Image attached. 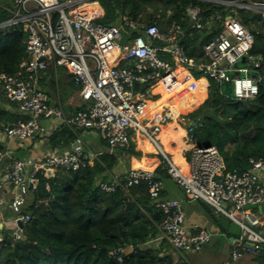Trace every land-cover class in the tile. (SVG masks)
<instances>
[{
    "label": "built area",
    "instance_id": "obj_1",
    "mask_svg": "<svg viewBox=\"0 0 264 264\" xmlns=\"http://www.w3.org/2000/svg\"><path fill=\"white\" fill-rule=\"evenodd\" d=\"M199 1L223 9L206 20L201 6L190 4L186 8L189 30L210 35L202 49L203 61L197 63L185 51L186 31L176 23L164 30L124 14L121 25L104 24L101 19L105 11L97 0H13L11 16L0 23V29L23 28L27 57L16 73L0 74V94L15 104L25 118L6 126L3 133L11 140L35 141L47 134L42 120L56 118L72 129L96 132L111 150L124 151L132 148L133 136L139 133L160 151L168 163L170 177L189 199L207 204L219 217L225 216L240 226L242 235L231 244L232 259L237 260L247 249L246 243L256 252L264 249V235L255 228L259 220L253 209L247 208L264 205V158L250 159L246 170L226 171L225 160L216 146L201 147L195 143L201 119L188 120L183 116L182 122L188 121L185 139L193 146L186 149L190 157L186 160L187 169L182 170L161 149L160 133L170 117L162 113L155 122L146 116L156 85L168 92L178 90L195 79L196 69L220 86L230 84L236 101L259 96L260 83L264 81L263 58L251 54L255 34L238 17L229 14L227 8L252 11L264 20V0ZM91 3L99 4L102 15L82 14V6ZM59 68L71 75L86 103L71 116L53 106L39 84L41 73ZM180 68L187 70L183 79L179 78ZM76 143L72 151L50 153L39 162L13 158L9 149H0V192L7 191V195L0 197V216L6 207L16 214L11 221L0 217V235L3 229L8 231V224H14L8 231L10 238L13 242L25 240L24 227L18 223L25 226L32 219L24 207L39 174H54L59 169L77 171L93 165L101 155L86 152L81 139ZM7 159L11 161L4 170L1 166ZM141 184L147 185L150 199L165 214L160 234L152 242L167 241L175 250L193 252L211 242L209 231L188 230L182 203L163 198L164 185L154 170L132 168L99 182L107 193Z\"/></svg>",
    "mask_w": 264,
    "mask_h": 264
},
{
    "label": "trees",
    "instance_id": "obj_2",
    "mask_svg": "<svg viewBox=\"0 0 264 264\" xmlns=\"http://www.w3.org/2000/svg\"><path fill=\"white\" fill-rule=\"evenodd\" d=\"M159 3L166 7L161 8ZM190 4L201 6L206 20L223 9V6L199 0H108L101 22L115 23L118 13L144 21L143 14L153 6L155 16H149V24L162 28L174 21L185 26V9ZM170 8L173 11L168 15ZM239 14L244 26L255 34L251 54L263 58L261 73L264 77L263 26H259L258 31L253 28V24H259L254 12L239 10ZM10 16L8 9L0 8V23ZM260 20L264 23L262 18ZM26 39L22 27L0 29V74L18 71L21 61L27 57ZM208 40H201L199 34L193 39L186 36L183 45L188 56L203 53ZM201 77L196 74L197 79ZM212 83L208 99L207 90L202 92V103L207 99L206 102L189 115L192 120L200 118L202 121V127L196 130L195 142L201 147L216 146L225 160L226 171L246 170L250 159L264 158V81L260 83L259 96L250 101L234 100L230 84L225 94L222 86ZM198 107L192 103L186 112ZM7 120V113L0 108L1 129ZM17 121L18 118L11 124ZM71 129L64 124L63 132L52 136L50 141L54 142V147H70L76 141ZM121 151L141 155L135 145L129 151ZM117 161L116 153H103L93 165L77 171L59 169L51 175L39 174L37 184L26 197L24 212L32 219L24 226L25 240L13 242L3 229L0 264H174L172 258L166 256V251L172 247L167 241L162 242L159 249L148 245L159 236L165 214L150 199L147 185L128 190L118 188L113 193L99 186L100 181L110 179L108 173L116 167ZM162 161L155 170L160 180L170 177L168 163L163 157ZM127 246L133 249L128 255L125 254ZM117 251L120 252L114 254Z\"/></svg>",
    "mask_w": 264,
    "mask_h": 264
},
{
    "label": "crops",
    "instance_id": "obj_3",
    "mask_svg": "<svg viewBox=\"0 0 264 264\" xmlns=\"http://www.w3.org/2000/svg\"><path fill=\"white\" fill-rule=\"evenodd\" d=\"M99 6V5H98ZM189 6V5H188ZM187 6V7H188ZM186 7V8H187ZM100 8V6H99ZM148 9L152 10L149 16H155V10H153V6H150ZM186 11V9H185ZM103 13V12H102ZM146 13V12H145ZM255 16H260L259 14L254 13ZM143 17L144 21H140L141 23L149 24L148 18ZM157 17V16H156ZM261 19V16H260ZM185 26L180 27L186 31L187 38L193 39L196 34L201 35V40L209 39L210 35L206 32H200L196 30L190 29V22L188 17L185 14ZM173 23L165 24L161 26V29H168ZM177 24V23H176ZM264 24V23H263ZM178 25V24H177ZM259 26H261V21L259 24H253V28L255 30H260ZM189 30V31H188ZM188 32V33H187ZM168 59H171L169 56H166ZM197 63L203 61V53H199L196 57H191ZM205 61V60H204ZM183 69L186 73L187 70ZM179 69V70H180ZM180 74V73H179ZM196 74H200L199 71H194L193 79L196 82L204 80L207 84L205 88H201L199 90L200 95L202 92L207 90V98L209 96V88L211 87L210 80L204 76L200 79L196 78ZM39 84L40 86L47 92L50 102L53 106L61 107L67 116H71L76 113L78 110H81L85 107V102L79 95V89L74 85L71 75L64 68H59L56 71H48L45 73H41L39 75ZM159 85V84H158ZM158 85H156L153 89V97H157L155 100L151 99L149 102L150 110L155 111L156 104H161V112L168 113L166 116L170 117L167 124L164 125L162 132L160 133V144L161 149L167 154L170 159L179 166L181 169L184 165L187 168V162L185 153L189 152L186 149H189L193 146L192 143L186 142V130L188 124L182 122L179 118L180 114L186 112L188 107L194 103L196 106L200 105V98L197 101H192L193 99H180L175 96L167 97L163 101L162 94L156 91ZM173 101V103H171ZM192 101V102H191ZM148 106V107H149ZM0 108H2L7 113V124L2 123V129L0 128V146L5 149H9L13 158H17L24 161H41L46 155L50 153H65L73 150L76 141L70 147H64L62 145L54 147V142H51V138L55 133L63 132L62 126L64 123L61 120L56 118L53 119H43L42 123L47 129V134L40 136L35 141H26L21 142L18 140L8 139L4 133L3 129L6 126H10L11 121L22 117L19 108L15 104L9 103L3 95H0ZM148 118L150 116L147 115ZM152 119V118H150ZM21 120V119H20ZM14 124V123H13ZM76 135L77 139L82 140V147L86 152L103 154V153H116L118 155V161L116 167L108 173V177H111L113 174H123L132 168H144L156 170L163 163L162 154L159 153L158 149L149 141L147 138L143 137V148H140L138 142L139 133L133 136V142L138 151L141 152V155H131L121 150H111L107 147V145L101 139L100 143H94L86 146L84 145V140L81 137L82 134L87 133L88 131H84L81 129H71ZM185 132L183 133H179ZM179 133L178 137H171V134ZM164 135L167 139L168 143H165L161 136ZM142 136V135H140ZM76 139V140H77ZM196 143V142H195ZM165 145V146H164ZM166 145L170 148L171 151L166 150ZM190 155V154H189ZM147 158V159H146ZM149 160V161H148ZM4 164L1 166L2 169L6 170L9 167L10 159L5 160ZM149 167V168H147ZM183 170V169H182ZM165 179H170L175 185V181L171 177H163L162 182L164 185L163 198L168 199H177L182 203L183 209L186 214V226L191 233H196L200 229H205L209 231L212 235V240L210 243H207L203 246L202 250L199 252L193 251H178L172 247H169L166 251V256H170L173 260L174 264H264V249L256 252L252 249V245L250 243H246L247 249L243 252V256L237 260L232 259V246L230 242L231 235L225 231L218 222L219 216L212 210L207 204L201 201H193L189 199L182 189L178 191L171 184H165ZM172 183V184H173ZM3 195H7L6 192H0V197ZM255 213V218L259 220L258 225L255 227L257 231H259L262 235H264V205L262 207L252 208ZM12 212L14 215L9 216V213ZM15 213L9 208L3 211L1 219L3 218L6 221H11L15 218ZM14 228V224H8L7 230H11ZM235 242V241H234ZM164 243V242H163ZM163 243L161 242H151L148 244L150 247L154 249H159ZM185 252H189L190 257L185 256Z\"/></svg>",
    "mask_w": 264,
    "mask_h": 264
},
{
    "label": "bare ground",
    "instance_id": "obj_4",
    "mask_svg": "<svg viewBox=\"0 0 264 264\" xmlns=\"http://www.w3.org/2000/svg\"><path fill=\"white\" fill-rule=\"evenodd\" d=\"M81 12L83 15H85L86 17H91L92 15L96 14V15H102V12L100 11V8L98 5L93 4L87 7H82L81 8ZM179 78L183 79L186 76V72L183 69L179 70ZM207 86L206 82L204 80H201L199 82L194 81L193 79H191L190 81H188L187 83H185L180 89L172 91V92H168L166 91L163 86L158 85L156 91L159 92L160 94H162L163 97V101L167 98V97H171V96H175L176 98H180V99H192L193 97L197 96V94L199 93V90L201 88H205ZM155 111H151L150 110V106L147 109V115L150 116V118L153 119V121L157 122L160 118V112H161V104H156L155 106ZM180 131V130H179ZM179 133H185L183 132H179ZM178 133V134H179ZM177 133L171 134V137H175L177 138L179 135ZM148 139V138H147ZM161 139H163L165 141V143L167 142V139L164 135L161 136ZM149 140V139H148ZM150 141V140H149ZM138 142L140 145V148H143V136L138 135ZM165 146V145H164ZM166 150L167 151H171L170 148L166 145ZM177 162H175L176 164ZM183 170H186V165L183 166L182 168Z\"/></svg>",
    "mask_w": 264,
    "mask_h": 264
},
{
    "label": "rangeland",
    "instance_id": "obj_5",
    "mask_svg": "<svg viewBox=\"0 0 264 264\" xmlns=\"http://www.w3.org/2000/svg\"><path fill=\"white\" fill-rule=\"evenodd\" d=\"M98 1V3L100 4V6L104 9V10H106V2L108 1V0H97ZM93 4H96V5H99V4H97V3H91V4H87V5H84V6H82V7H87V6H90V5H93ZM12 5H13V0H0V8H5V9H8V10H11L12 9ZM159 5H160V7L161 8H164V7H166V5L164 4V3H159ZM216 5V4H215ZM217 7H221L220 5H216ZM100 7V11L101 12H103V10H102V8ZM154 10V9H153ZM219 10V9H218ZM151 11L152 10H150V9H148L147 11H146V13H144L143 14V17H147V16H149V14L151 13ZM172 11H173V8H170V11L168 12V15H170V13H172ZM227 12L229 13V14H231V15H234L235 17H238L240 20H241V18H240V14H239V10H237L236 8H227ZM117 13H118V11H117ZM119 15H118V17H117V19H116V22H115V24H118V25H121L122 24V13H118ZM221 14V13H220ZM256 21H261L260 20V16H258V18H257V20ZM261 25L263 26V29H264V24H263V22L261 21ZM213 81H211L210 80V84L212 85L213 83H212ZM231 88V87H230ZM222 90H223V92L225 93V94H227L228 92H229V87L227 86V84L225 85H223L222 86ZM209 91L211 92L212 91V88L210 87L209 88ZM210 94V93H209ZM209 97V96H208ZM157 97H151V99H153V100H155ZM199 98H200V105H199V107L197 108V109H195L194 111H192V112H189V113H187V112H184V113H182V115L180 114V119L183 117V116H187V118H188V120L190 119V120H192L190 117H189V115L190 114H192V113H194L195 111H197L198 109H200L202 106H203V104L206 102V100L208 99H206L203 103H202V95H200V93H198L197 94V96H195V97H193L192 99V101H195L196 99H197V101L199 100ZM191 101V102H192ZM171 103H173V101H171ZM202 103V104H201ZM196 105V104H195ZM168 113H165V115H167ZM185 124L186 123H188V121L187 122H184ZM82 138H83V140H84V145H85V147L86 146H88V145H90L89 147L91 148V145H93L94 143H100V141H101V137H100V135L98 134V133H96V132H87V133H84V134H82V136H81ZM159 151V150H158ZM159 153H160V151H159ZM190 154V153H189ZM187 152L184 154L185 155V157H186V160H188L189 159V157H190V155H189ZM164 182H165V184H171L174 188H175V190H176V188H177V190L179 189L180 190V187L176 184H174L173 182H171L170 181V179H165L164 178ZM173 183V184H172ZM178 190V191H179ZM12 215H14L12 212H10L9 213V216H12ZM16 215V214H15ZM2 238H4V236L3 235H0ZM185 256L186 257H190L189 256V252H185Z\"/></svg>",
    "mask_w": 264,
    "mask_h": 264
},
{
    "label": "water",
    "instance_id": "obj_6",
    "mask_svg": "<svg viewBox=\"0 0 264 264\" xmlns=\"http://www.w3.org/2000/svg\"><path fill=\"white\" fill-rule=\"evenodd\" d=\"M230 16H228L229 18ZM196 71H199V69H196ZM77 146V143L74 145ZM49 174L51 175V171H49ZM247 208H255V206H247ZM218 222L221 225V227L227 231L230 235V242L233 243L234 241H239V237L242 235V231L240 226L233 222L232 220H230L229 218L225 217V216H220L218 218ZM21 227H24V223H22L21 221H19L18 223ZM28 245V243H27ZM132 246H127L126 250H125V254L128 255L132 252Z\"/></svg>",
    "mask_w": 264,
    "mask_h": 264
}]
</instances>
